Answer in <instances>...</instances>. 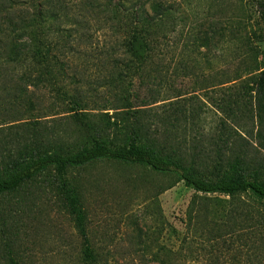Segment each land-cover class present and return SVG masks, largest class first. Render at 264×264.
<instances>
[{
	"label": "trees",
	"instance_id": "obj_1",
	"mask_svg": "<svg viewBox=\"0 0 264 264\" xmlns=\"http://www.w3.org/2000/svg\"><path fill=\"white\" fill-rule=\"evenodd\" d=\"M60 3L0 0V112L2 108L18 112L16 120L0 125V198L42 178L51 188L58 185L55 189L62 193L84 245L80 264H100L90 251L80 208L82 186L70 174L99 164L141 169L150 180L166 181L155 184L157 196L178 183L193 192L186 214L188 241L196 237L191 222L197 220V207L206 214L208 196L228 198L226 222L210 224L208 241L240 235L245 252L235 256V264H264V165L251 168L246 157H239L227 172L198 170L207 171L198 163L209 155L202 152L197 139L204 106L194 95L184 100L180 92L170 94L168 55L171 34L176 32L173 4L83 0L81 11L102 16L108 30L98 47L97 40L83 33L80 22L73 23V28L58 27L54 33L45 30L47 21L53 22L48 26L54 21L56 25ZM236 5L254 17L258 42H264V0H240ZM231 20L227 18L228 23ZM77 42L97 47L81 52ZM75 58L96 66L106 59L112 73L119 72L117 78L110 75L108 79L117 91L112 89L102 100L101 109L89 108L97 103L95 99L70 92V85L79 83L77 74L69 75ZM260 65L250 92L257 112L264 115V63ZM234 81L227 78L217 87L223 89ZM43 89L52 93L44 111L42 96L35 94ZM166 254L162 264L189 263L183 247ZM2 259L4 264H18L9 253Z\"/></svg>",
	"mask_w": 264,
	"mask_h": 264
},
{
	"label": "rangeland",
	"instance_id": "obj_2",
	"mask_svg": "<svg viewBox=\"0 0 264 264\" xmlns=\"http://www.w3.org/2000/svg\"><path fill=\"white\" fill-rule=\"evenodd\" d=\"M161 1L173 4L176 17L168 55L170 94L180 92L184 100L194 95L204 106L197 139L202 152L209 155L207 161L198 163V168L207 171L198 170L204 174L214 173V168L227 172L239 157H246L251 168L264 165V115L257 112L254 93L250 92L260 64L264 63V42H258L254 17L240 10L236 5L240 0ZM82 3L83 0H61L56 25L53 26L54 21L48 26L53 22L47 21L45 30L54 33L58 27L73 28V23L80 22L83 33L97 40L99 47L108 34L107 27L102 16L81 11ZM64 10L68 18L63 16ZM27 11L31 13L30 8ZM227 18L232 20L228 23ZM76 44L81 52L97 47ZM101 61L97 66L96 62L87 65L75 58L69 72L77 74L79 81L70 85V92L95 99L97 103L89 107L92 109H101L102 100L112 89L117 91L107 82L110 75L117 78L119 72L112 73L108 60ZM177 62L183 70L176 67ZM232 77V84L223 89L217 87ZM35 94L42 96L44 111L51 104L52 93L43 89ZM2 109L1 126L16 120L18 112ZM72 176L82 186L80 208L90 251L100 264H162L169 250L181 247L188 264H235V256H244V239L240 235L208 241L210 224L226 222L229 199L224 196H208L206 214L197 207V220L191 222L196 237L188 241L186 214L193 192L183 183L157 196L155 184L166 181L150 180L141 169L99 164ZM43 180L0 198L3 264L2 257L7 259L8 253L18 264H80L82 260L84 245L66 201L55 189L58 185L51 188Z\"/></svg>",
	"mask_w": 264,
	"mask_h": 264
}]
</instances>
